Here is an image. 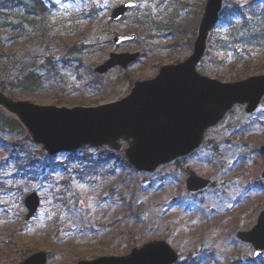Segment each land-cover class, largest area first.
<instances>
[{"label":"rangeland","instance_id":"374dc122","mask_svg":"<svg viewBox=\"0 0 264 264\" xmlns=\"http://www.w3.org/2000/svg\"><path fill=\"white\" fill-rule=\"evenodd\" d=\"M127 1L138 5L122 20L113 21L112 10ZM51 3L55 36L47 54L59 62L57 72L40 90L15 99L73 108L118 101L136 81L186 60L206 0ZM237 4L243 7L240 14L254 9L249 26L233 18ZM151 13L161 16L157 20L161 25L176 18L186 29H168L152 39L140 24ZM12 14L11 9H2L0 23H14ZM220 15L198 71L223 82L264 74V42L250 45L247 40L264 37V0H225ZM11 28L0 36L5 39ZM124 34H136V39L116 45L114 38ZM71 44L86 47L82 64L76 66L78 73L62 62ZM45 49L34 37L14 33L0 49V81L18 76L20 68L14 63L23 54L46 53ZM112 52H140L141 57L127 68L95 72ZM263 145L264 98L251 113L246 104H236L206 132L197 150L153 172L139 171L128 162L127 142L121 150L86 145L52 156L25 129L13 134L0 129V264L18 263L37 251L49 253L47 264H78L126 255L152 240H166L180 255L177 264H258V259L264 264V254L253 259V246L237 237L256 224L264 209ZM191 170L210 184L190 191ZM32 192L39 195L40 205L26 220L25 198Z\"/></svg>","mask_w":264,"mask_h":264},{"label":"water","instance_id":"95a60500","mask_svg":"<svg viewBox=\"0 0 264 264\" xmlns=\"http://www.w3.org/2000/svg\"><path fill=\"white\" fill-rule=\"evenodd\" d=\"M224 0H207L198 34L190 56L176 64L163 66L149 79L138 80L131 92L112 103L73 108L39 105L16 100L0 90V106L15 115L32 139L43 145L50 155L73 151L86 145H108L120 150L127 142L125 155L139 171L153 172L160 165L186 156L202 144L205 132L217 125L235 104H247L254 112L264 97V74L234 82H223L197 70L204 57L210 32L219 20ZM137 2L127 1L115 7L113 21L121 20ZM135 35H118L116 45L135 40ZM141 56L140 52H112L94 71L106 74L112 68H127ZM264 154V145L261 147ZM264 177V170L262 173ZM209 179L193 170L187 179L190 191L206 188ZM26 220L38 210L40 197L36 192L25 198ZM237 237L254 248V257L264 253V209L256 224ZM178 252L166 240H152L134 247L126 255L102 256L80 260L78 264H176ZM47 251H37L17 264H47Z\"/></svg>","mask_w":264,"mask_h":264},{"label":"trees","instance_id":"16d2710c","mask_svg":"<svg viewBox=\"0 0 264 264\" xmlns=\"http://www.w3.org/2000/svg\"><path fill=\"white\" fill-rule=\"evenodd\" d=\"M240 8L242 9L243 7L237 4L234 8V13L236 12V14L233 15V18L241 19L240 22L243 23L244 27L249 26V21L254 19V10L253 8L246 9L244 7L247 12L240 14L237 13ZM2 9H11L13 14L12 16L10 15V18L14 19V23H0V35L9 28V26H12L10 33L4 35L7 36L5 39L0 36V39L3 42L0 44V49H4V46L12 39L14 33H20L22 37L30 35L37 39L40 45H43L46 48V53H41L39 51L37 54H23L19 62L15 60L14 63V66L17 68L19 66L20 68L18 76L13 77L12 79L5 78V80L2 79L0 81L1 90L10 97L15 98V96L18 95H29L40 90L46 79L51 78L53 72H57V67L59 66V62L52 61V56L47 54L51 47L52 38L55 36V29L52 27V3L51 0H0V15ZM17 9H19L20 12L14 13L13 11ZM175 15L177 17V14ZM160 17L159 14L151 13L144 17V19H146L145 21L143 20L140 22L143 30H147L152 39H155V37L160 38L165 33L164 31H167L168 29H171L174 32H176V30L181 32L186 29V24L178 23L180 21H177L176 18L175 20L170 21L169 24L166 22L164 25H161L160 22H158L160 21ZM230 22L233 26L234 21L230 20ZM249 30H251V28H249ZM193 35H195V32ZM247 40L250 45L253 43L259 44L264 42V37L248 38ZM85 51L86 47H81L77 44L69 45L62 57V62L65 67H70V69L78 73L80 67L76 66L82 64V61L85 58ZM0 129L1 132L13 134L14 131L22 130L24 128L17 118L9 114H4L2 109L0 111ZM14 261L15 260H12L10 262ZM15 263L17 262L12 264ZM258 264H262L261 259H258Z\"/></svg>","mask_w":264,"mask_h":264}]
</instances>
